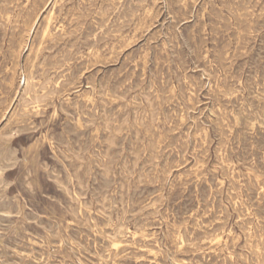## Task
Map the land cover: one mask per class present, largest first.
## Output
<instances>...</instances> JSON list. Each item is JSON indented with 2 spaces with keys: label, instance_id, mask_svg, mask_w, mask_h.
Segmentation results:
<instances>
[{
  "label": "rangeland",
  "instance_id": "1",
  "mask_svg": "<svg viewBox=\"0 0 264 264\" xmlns=\"http://www.w3.org/2000/svg\"><path fill=\"white\" fill-rule=\"evenodd\" d=\"M0 264H264V0H0Z\"/></svg>",
  "mask_w": 264,
  "mask_h": 264
},
{
  "label": "bare ground",
  "instance_id": "2",
  "mask_svg": "<svg viewBox=\"0 0 264 264\" xmlns=\"http://www.w3.org/2000/svg\"><path fill=\"white\" fill-rule=\"evenodd\" d=\"M148 53V52H147ZM23 71V70H22Z\"/></svg>",
  "mask_w": 264,
  "mask_h": 264
}]
</instances>
